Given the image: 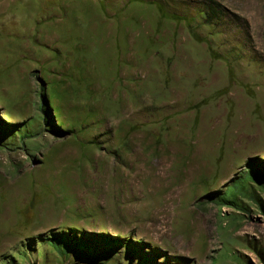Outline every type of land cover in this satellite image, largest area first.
<instances>
[{
	"label": "rangeland",
	"instance_id": "374dc122",
	"mask_svg": "<svg viewBox=\"0 0 264 264\" xmlns=\"http://www.w3.org/2000/svg\"><path fill=\"white\" fill-rule=\"evenodd\" d=\"M254 162L264 0H0V264H86L46 242L71 229L264 264V190L209 198Z\"/></svg>",
	"mask_w": 264,
	"mask_h": 264
},
{
	"label": "trees",
	"instance_id": "16d2710c",
	"mask_svg": "<svg viewBox=\"0 0 264 264\" xmlns=\"http://www.w3.org/2000/svg\"><path fill=\"white\" fill-rule=\"evenodd\" d=\"M43 111L47 118L48 112L45 95L42 94ZM52 120V117H49ZM54 125V124H53ZM60 125V124H59ZM2 128V127H1ZM54 129H56L54 127ZM249 170L237 181H235L223 194L210 197L220 206H230L236 209H244L239 200V194L246 189V184L250 181L264 190V163H248ZM46 242L60 256L69 258L73 256L75 262L86 264H103L118 257L122 252L128 258V264H164L157 262L159 253H148L142 241L125 239L120 236H110L107 234H88L71 229L52 233L46 238Z\"/></svg>",
	"mask_w": 264,
	"mask_h": 264
}]
</instances>
